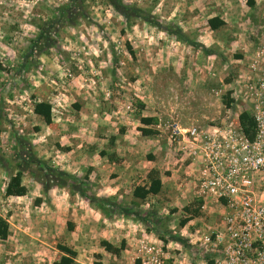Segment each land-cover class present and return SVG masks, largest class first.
Listing matches in <instances>:
<instances>
[{
    "label": "crops",
    "instance_id": "1",
    "mask_svg": "<svg viewBox=\"0 0 264 264\" xmlns=\"http://www.w3.org/2000/svg\"><path fill=\"white\" fill-rule=\"evenodd\" d=\"M263 2L264 0H160L156 8L155 3L153 7L156 11L163 12L166 20L178 26L173 30L182 34L184 39L176 35L171 27H162L163 32L176 40L177 45L187 46L188 50L193 47L195 58H199L202 67L205 64V49L209 61L213 59L218 65L224 62V68L226 65L227 68H232V75L240 67L244 54L264 43ZM148 4L144 8L139 5L136 8L151 13L154 9ZM131 14L130 19H125L131 21L133 26L139 25L135 21H139L140 16L134 12ZM214 18L222 20L224 25L212 29L209 20ZM54 21L52 19L47 25L52 26ZM143 21L148 23L147 26H156L152 21ZM37 25L33 24L35 27ZM20 26L23 29L21 23ZM14 29L16 25L9 16L4 14L0 17V38L5 39L0 44L4 47L8 46L9 41L6 39L13 35ZM41 35L43 33L40 31L39 37ZM147 37V45H153L155 37ZM122 39H125L124 36ZM36 41L38 38L31 41L26 52H21L18 56H11V53L9 55L11 59L17 57L20 61L18 74H24L27 78L34 73L33 75L37 74L42 79L33 81V91L38 98L35 103L45 102L51 105L52 123L47 124L43 117L35 114L34 105L33 113L48 126L47 134L51 135L49 140L54 141L52 153L56 158H65L64 161L56 162L55 170L72 179L47 187L42 180H37L35 183L39 185V191L29 190L27 193L22 182L20 195L12 197L16 202L25 201L26 207L24 214H17L18 224L10 223L18 226L20 234L31 237V223H38V237H45V240L41 239V243H36L40 259L26 264L59 263L62 257L67 256L58 248L59 245L77 253L73 264H135L138 258L137 239L144 233L163 243L162 237L168 234L181 236L182 239L186 237L187 230L200 218L199 202L195 199L196 180L192 177L196 167L177 160L162 124L168 117H178L177 112L173 111L178 108L177 105L162 106L161 101L157 100L162 99V96L167 98L172 95L174 86H159L156 83L157 76L177 78L191 75L185 65L187 58H184L182 51H178L175 56L180 69L159 75L150 71L144 77L134 43L128 39L126 45L130 54L119 61L108 53L99 56L94 52L82 54L77 59L72 58L76 65L75 67L73 64L72 69L76 72V80L67 84L57 64L64 58L66 59L63 61L71 63L68 55L47 53L41 49L36 51L32 46ZM91 43L99 42L93 38ZM179 48L181 50L182 47ZM0 63L3 66L0 74L8 73L9 69L1 61ZM103 63L106 64L105 69L101 65ZM83 67L85 71L82 70ZM201 69L204 70L195 69L196 77H203L199 74ZM98 70L105 75V82L108 83L94 87L85 84L94 79V73ZM211 71L215 76L214 67ZM118 72L125 77L120 76L121 81L116 84ZM44 76L58 79L52 81L49 89L43 84ZM196 93H202L201 86ZM129 105H133V109H128ZM183 113L180 112L179 115L186 122L195 118L194 115L183 116ZM143 119L149 121L145 122ZM40 127L41 131L44 127ZM40 131L37 129V133ZM152 172L161 180L160 192L149 194L145 198L135 197L137 188H149ZM84 195L110 200L114 205H108L109 213L106 214ZM214 219L210 218L209 223H214ZM165 241L170 264H184L182 254H178L176 249H185L186 245L173 238ZM102 242L121 249L120 254L107 251Z\"/></svg>",
    "mask_w": 264,
    "mask_h": 264
},
{
    "label": "rangeland",
    "instance_id": "2",
    "mask_svg": "<svg viewBox=\"0 0 264 264\" xmlns=\"http://www.w3.org/2000/svg\"><path fill=\"white\" fill-rule=\"evenodd\" d=\"M148 1L152 3L148 4ZM159 2L160 0H85L84 2L81 0H0V17L6 14L16 25V29L12 30L14 31L13 35L9 37L10 39H6L9 41L8 46L4 47L3 44H0V61L6 69H9L8 73L0 74V215L4 217L10 215L8 216L9 223L11 221L13 224H18L16 219L19 215L17 214H24L23 210L26 207L25 201L16 202L15 198L5 196L7 184L15 174L23 173L22 182H24L25 193L29 190L30 192L39 191L40 187L35 183L37 180L44 179L47 186L56 181L69 182V179L49 171V168H54L57 165V161H64L65 158H56L52 153L51 148L54 141L49 140L51 135L47 134L48 126L33 113V105L38 99L35 91H33L35 89L33 81H42V79L37 74L33 75L34 73L27 78L24 74H18L20 61L17 60V57L11 59V56H18L21 52H26V48L30 47L31 41L36 38L38 41L32 45L36 51L41 49L47 53L68 55L71 63L63 61L66 59L64 58L57 64L60 73L64 76L63 80L67 84H72L73 80H76V72L72 70L75 65L72 58L77 59L82 54L94 52L99 56L108 53L119 61L123 56L130 54L126 45L128 39L134 43L136 53L139 55V66L144 77L150 71L157 72L159 75L170 70L180 69L181 66L175 56H177L178 51H182L184 58H187L185 65L191 71V75L177 78L171 76L159 78L157 76L156 79L159 86L166 84L174 86L172 95L167 98L162 96V99L157 100L161 101L162 106L177 105L176 107H178L173 110L177 112L178 117H168L169 119L162 124L165 125L169 121H175L183 127L206 123L218 124L233 113V106L227 108L224 104L226 98L229 97L230 71L232 68H227V65L224 68V62L218 65L213 59L209 61L210 58H207L208 54L205 49H203L205 55L202 53L205 57V64L202 67L199 58L197 56L195 58L193 47H189L188 50L187 46L177 45L176 40L167 36L163 29L159 28L160 26L171 27L174 32L176 30L173 29H177L178 26L172 21L166 20L163 12L156 11L155 8ZM153 3L156 4L155 8ZM147 4L154 11L149 13L140 9V20L135 21L139 25L133 26L131 21L125 19L124 13H127L128 18H126L130 19L131 9L138 5L144 8ZM70 5L73 9H70L64 18L59 19L58 10L63 7L71 8ZM261 6H264V2L261 3ZM147 18L156 24L155 28L147 26L148 23L143 21ZM52 19L55 20L54 24L48 26L47 24ZM19 21L23 29H21ZM33 24H38L39 28ZM248 30L251 31L250 28ZM40 31L43 35L39 37ZM123 36L124 40L122 39ZM134 36L135 39H132ZM147 36L155 37L153 45H147ZM93 38H96L99 43L92 44ZM1 40L5 39L0 38ZM179 47H182L181 50ZM151 48H154V51H151ZM101 65L104 66V69L106 68L105 63ZM212 67L215 68V76L212 74ZM196 68L204 69H201L199 73L203 77L195 76ZM82 70L85 71V67ZM118 75L119 77L115 80L116 84L120 83V76H124L121 72H118ZM44 77L45 82L43 84L47 85L49 89L52 81L58 79ZM93 78L85 84L88 83L94 87L101 83L104 85L108 83V81L105 82V75L100 70L94 73ZM24 85L28 86L29 89L25 88ZM141 85L143 84L141 83ZM200 86L202 93H196L199 92ZM202 94L203 99L200 100ZM230 109H232L231 112ZM236 111L241 113L243 109L237 108ZM180 112H184L183 116L194 115L195 118H190V121L186 122V119H182V116L179 115ZM40 126L44 127L41 131L39 130ZM37 129L40 132L37 133ZM21 139L23 145L19 143ZM37 161H42L45 165H35L34 162ZM36 186L38 187L35 188ZM222 212V208H213V218L215 219L214 223L211 224L218 225L221 223L224 217ZM11 223L10 226L13 231L10 238L7 241L0 240V264H26L38 261L41 255L37 253L39 249H36V243H41V239L45 240V237H38V223L37 225L31 223L33 237L20 234L17 231L18 226ZM174 236L168 234L166 237H162L164 244L166 245L165 240L168 238L182 242L186 245L183 251L189 259L191 258L190 262L193 264L201 263L203 256L199 255L195 247L182 237L175 236L177 237L175 238Z\"/></svg>",
    "mask_w": 264,
    "mask_h": 264
},
{
    "label": "built area",
    "instance_id": "3",
    "mask_svg": "<svg viewBox=\"0 0 264 264\" xmlns=\"http://www.w3.org/2000/svg\"><path fill=\"white\" fill-rule=\"evenodd\" d=\"M239 66L230 76L232 114L218 124L163 125L177 160L196 167L200 218L183 239L203 256L198 264H264V43ZM243 112L255 121L253 140L240 123ZM213 208L223 210L218 225L209 223ZM183 250L176 249L184 264H193ZM137 255L141 264L171 263L167 245L146 233L137 239Z\"/></svg>",
    "mask_w": 264,
    "mask_h": 264
},
{
    "label": "trees",
    "instance_id": "4",
    "mask_svg": "<svg viewBox=\"0 0 264 264\" xmlns=\"http://www.w3.org/2000/svg\"><path fill=\"white\" fill-rule=\"evenodd\" d=\"M73 1H75V0H73ZM81 1L84 2L85 0H81ZM70 7L71 8L63 7V8H60L58 10V13H59V16H60L59 19L64 18L66 16V13H68L70 11V9H73V7L71 5H70ZM130 11L134 12L135 14H138V16H140L141 11L138 10L137 8H133ZM124 15L128 18V14L127 13H124ZM146 21H151V20H149V18H147ZM209 25L211 26L212 29H218L219 27H222L224 25V22L222 20H220L219 18H214V19L209 20ZM159 28L163 29L161 26ZM172 33H174V32H172ZM175 33H176V35H178L179 37L184 39L182 34H180L179 32H175ZM2 68H3V66L0 63V69H2ZM226 99L227 100H225L224 104L226 105L227 108H231L230 97H227ZM34 113L39 115V116H41V117H43L47 124H51L52 123V107H51L50 104L45 103V102H42V103L41 102H36L34 104ZM143 121L147 122L149 120H147V119L144 120L143 119ZM240 123L242 125V128H243V131H244L245 135L250 140H253L254 139V127H255L256 124H255V121L252 118V116H250V114H248L247 112H243L240 115ZM144 131H146V130H144ZM19 143L23 145L22 139L19 140ZM34 164L35 165L36 164L45 165V163L42 162V161L34 162ZM46 167L48 168L49 166H46ZM49 171H51L52 173L58 174L60 176H63L65 178H67V179H72L67 174L59 172V171H57V170H55L53 168H49ZM156 176L157 175L155 174V172H152L150 174V181L151 182H150L149 188H147V187L137 188L135 190V193H134L135 197L145 198L149 194H157V193H159L160 190H161L162 184H161V180L159 178H157ZM22 179H23V173L22 172H18L13 177H11L10 181L7 184L6 193H5V196L7 198L16 197V196L20 195V188H21V185H22ZM42 183L47 187L44 179H42ZM55 183L57 185V184H63L65 182L56 181ZM84 196L87 199H89L91 202L96 204L97 207L99 209H101L106 214L109 213L108 205L109 206L114 205V204L111 203L110 200H100V199H97L95 197H91V196H88V195H84ZM8 216H10V215H8ZM8 216L4 217V216L0 215V240H3V241H7L10 238V236H11V226H10V223H9V220H8ZM175 238H177V237H175ZM181 241H182V239H181ZM102 246L105 247V249L107 251H109V252H111L113 254H116V255L120 254V250L121 249H117V248L113 247L111 244H109L107 242H102ZM58 248L61 251L65 252L67 254V256L62 257L60 262L56 263V264H73L74 260H75V258L77 256V253L75 251L71 250L70 248L65 247V246H60L59 245ZM135 264H141L140 260H137Z\"/></svg>",
    "mask_w": 264,
    "mask_h": 264
}]
</instances>
